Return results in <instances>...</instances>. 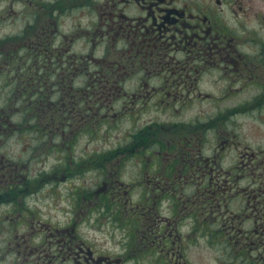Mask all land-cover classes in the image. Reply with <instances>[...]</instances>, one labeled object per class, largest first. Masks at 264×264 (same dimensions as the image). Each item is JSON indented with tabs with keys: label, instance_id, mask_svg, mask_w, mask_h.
Here are the masks:
<instances>
[{
	"label": "flooded vegetation",
	"instance_id": "1",
	"mask_svg": "<svg viewBox=\"0 0 264 264\" xmlns=\"http://www.w3.org/2000/svg\"><path fill=\"white\" fill-rule=\"evenodd\" d=\"M92 1L95 7L90 9L97 19L95 16V23L84 31L87 35L75 30L68 37L60 31V18L69 9ZM6 3L9 9L5 12L15 14L17 3L25 12L17 13V28L0 35V76L6 72L1 67L7 69V92L19 94L10 101L11 112L0 110V136H7L0 143L13 133H37L41 156L55 154L51 178L65 182L67 169L56 175L62 161L59 155L65 162V157L75 155L73 150L82 137L93 140L94 124H116L129 112L137 116V104H142L140 110L160 105L193 115L181 124L161 127L169 132H182V127L181 138L158 137L151 129L156 123L152 121L127 135V140L92 152L90 155L105 160L95 163L100 183L95 190L76 193L73 189L66 197L73 204L75 218L63 226L26 217L27 167L19 161L5 163L1 152L0 204L6 203L15 213L0 214V220L10 224L9 231L5 227L4 252L15 256L9 263L127 264L150 252L182 257L179 224L186 221L193 235L210 232L213 237L208 241L224 245L230 264H264V14L254 1ZM78 37L84 40V47L93 45L90 51H73L71 45ZM108 41L111 45H105ZM95 46L104 48L101 60L93 56ZM110 53L118 59L104 62ZM13 110L26 115L13 121ZM27 141L25 151L30 145ZM136 151L166 156L161 163L148 165L157 174L146 182L160 191L153 196L154 206L168 201L169 217L159 216L154 227L139 234L141 243L149 242V252L140 244L127 243L120 244L116 254L105 243L88 242L78 234L77 226L91 216L94 224L100 219L102 224L110 198L118 200L113 216L120 217V198L136 184L124 185L119 168ZM113 156L118 158L112 161ZM104 162L112 167L109 175ZM178 181L186 183L191 193H184ZM180 204L185 205L182 214ZM155 247L159 250L154 251Z\"/></svg>",
	"mask_w": 264,
	"mask_h": 264
},
{
	"label": "rangeland",
	"instance_id": "2",
	"mask_svg": "<svg viewBox=\"0 0 264 264\" xmlns=\"http://www.w3.org/2000/svg\"><path fill=\"white\" fill-rule=\"evenodd\" d=\"M26 1V0H25ZM32 3H37L38 0H30ZM49 2V0H46ZM199 1V0H198ZM256 9H258L260 14H264V0H253ZM95 2L91 3H77L75 8L69 9L67 14L60 18V31H63L65 34L70 37L73 31L81 32L86 34L84 31L88 30L90 26L95 23V16L97 19L94 9L90 7H95ZM21 5L17 3V6L14 7V13L5 12L8 10L6 0H0V35L17 28L18 21L16 22L17 13L20 11L25 12L24 8L20 7ZM255 10V9H254ZM257 27V25L255 24ZM80 35V33L78 34ZM87 35V34H86ZM63 46H66L67 43L65 40L62 41ZM105 45H111V41L105 43ZM73 51H90V47L93 45L88 44L86 46L84 40L78 37V40L74 41L71 45ZM104 48L102 46H95L93 51V56L97 60H101ZM117 56L110 53L106 60H117ZM101 62V61H100ZM99 64L101 65L102 62ZM97 66V64H95ZM4 71L0 76V110L4 111V114L11 112L8 107L11 100H16L19 97V94H10L7 92L9 84L7 81V69L1 67ZM157 80H154L156 83ZM133 81H129L127 85H132ZM168 106V105H167ZM142 107V104L135 105L134 111H138V115H133L131 113L124 114L123 118L118 121L116 124H111L109 122H103L100 124H94V134L93 140L90 137H82L77 146H75L73 152L74 156L64 158L59 155L61 158V165L57 167L56 175H60L61 169H67L65 172L67 176L65 177V182H60L59 178H51L50 175L54 172L53 164H55L54 158L55 154L49 153L48 155L41 156V149L38 141V134L30 131L29 133H13L8 140L4 143H0V154L3 152L5 155V163H12L19 161V163L24 164L27 167L26 176L29 179V185L27 186V194L24 196V206L25 210L23 213H27L26 217L34 219V221H44L52 226H63L67 223L68 220H71L72 217L75 218V214L72 212L73 204L66 199L70 197L71 192H85L90 190H95V188L100 183L101 175L99 171L96 170V162H102L101 157L95 155H90L92 152H95L96 149L102 147H112L120 139L127 140L126 137L129 134L134 133L139 129H144L145 126L149 125L152 121H156L151 125V129L156 131L158 137H169L183 135V129L174 130L173 132L166 131L161 127L171 126L173 123L181 124L182 121H186L188 118H192L193 115L190 114L191 111H184L180 108L167 109L164 107L147 108V109H138ZM169 107V106H168ZM26 115L22 110H17L12 113L13 121L16 120V117ZM158 122V123H157ZM176 128H178L176 126ZM136 133V132H135ZM6 135L0 136V139H6ZM142 135L139 137L141 138ZM30 142L29 149L25 151L28 141ZM177 139V138H176ZM154 148L151 149V151ZM88 153V154H87ZM86 154V158L84 155ZM136 151L135 156H130L121 163L119 168V180L123 182L124 185L131 184L135 182L136 186L133 188H127V194L120 198V209L119 214L113 216V212L118 210L117 201L113 202L110 198L108 200L109 209H106V204L104 200V209H106L107 215L105 219H101L94 224L92 222L94 216H91L89 220H83L85 223L81 222V214L77 215L81 219L80 224L77 226L78 234H83L86 240L93 241V243H105L109 246L111 252L118 254L120 244H140L142 248L149 252L150 245L149 242L144 240L142 243L139 239V234L143 231H147L149 227L155 226V219L159 216L161 219L169 217V203L164 200L159 206H154L153 196L159 194L156 192L154 184H148L146 180L148 177L152 180L157 174V171L154 173L153 169L148 165L153 161L162 162L164 156H153L151 153L141 154ZM140 155V156H139ZM118 156L110 157V160L114 161ZM91 159L93 163H91ZM69 160L72 162L69 164ZM82 160V161H81ZM144 162L146 164H144ZM67 166V167H66ZM104 166L107 168L106 174L112 171L110 163L104 162ZM148 174H147V173ZM154 173V174H153ZM153 174V175H152ZM36 177V178H35ZM31 178V179H30ZM34 179V180H33ZM111 179V178H109ZM177 185H181V190L184 193H191V190L186 187V183L178 181ZM155 189V191L153 190ZM74 189V190H73ZM125 189V188H124ZM145 192L143 199H140L141 195ZM129 196V198H128ZM208 197V196H207ZM167 200L168 198L165 197ZM198 196L195 198L197 201ZM184 199V196L182 197ZM181 199V200H182ZM123 200H129L130 202H123ZM125 205V207H124ZM185 207L184 204H180L179 213L182 214ZM152 210V211H150ZM10 216H14V209L7 205L6 203L0 204V214L5 215L7 212H11ZM137 214V215H135ZM130 215V216H129ZM131 215L134 218H131ZM159 217V218H160ZM170 217H173L171 215ZM175 218L177 216H174ZM92 222L89 225V222ZM215 225H211L210 228H213ZM10 230V224L5 222V219L0 220V256L3 255L4 261L0 264H10L9 262L14 258V253H6L4 249L6 247V229ZM24 227H22L23 229ZM179 229L181 232V243H183V256L182 257H172L166 253L162 254L156 252H150L149 254H139L136 259L138 261L128 262L127 264H230L226 253L223 249L224 245H217L216 243L210 242L213 235L208 232L204 235L202 232H195L194 235L191 232V226L187 224L186 221L179 224ZM207 231V228L205 229ZM12 237V234H9ZM205 238V239H204ZM138 247V246H137ZM136 247V248H137ZM159 250V247H155L154 251ZM169 251V248L167 249ZM175 253H178L177 248H174ZM169 259V262L167 261ZM235 264V263H232Z\"/></svg>",
	"mask_w": 264,
	"mask_h": 264
}]
</instances>
